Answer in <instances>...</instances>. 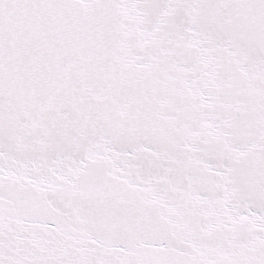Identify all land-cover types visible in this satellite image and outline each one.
<instances>
[{"label": "snow or ice", "instance_id": "6c2138e0", "mask_svg": "<svg viewBox=\"0 0 264 264\" xmlns=\"http://www.w3.org/2000/svg\"><path fill=\"white\" fill-rule=\"evenodd\" d=\"M0 264H264V0H0Z\"/></svg>", "mask_w": 264, "mask_h": 264}]
</instances>
